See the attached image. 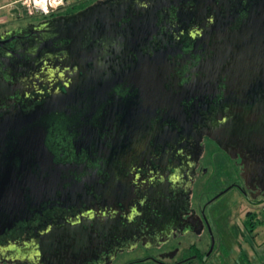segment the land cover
Listing matches in <instances>:
<instances>
[{"label":"flooded vegetation","instance_id":"obj_1","mask_svg":"<svg viewBox=\"0 0 264 264\" xmlns=\"http://www.w3.org/2000/svg\"><path fill=\"white\" fill-rule=\"evenodd\" d=\"M170 1L142 41L150 58L135 66L141 72L120 74L102 96L41 124L53 161L66 165L60 188L82 187L73 200L55 190L30 202L20 219L0 210V264H208L224 233L240 232L236 207L244 217L264 214V0ZM83 8L10 9L22 22L0 23L11 21L0 30V119L64 90L47 75L52 52L39 45L52 20ZM122 52L98 54L108 63L102 79L137 61ZM1 122L2 140L5 127L21 124ZM215 211L226 217L220 227Z\"/></svg>","mask_w":264,"mask_h":264},{"label":"water","instance_id":"obj_2","mask_svg":"<svg viewBox=\"0 0 264 264\" xmlns=\"http://www.w3.org/2000/svg\"><path fill=\"white\" fill-rule=\"evenodd\" d=\"M146 1L148 0H97L77 12L52 20L51 30L44 37L43 43H40L39 49L46 48L52 52L50 56L52 55L54 63L50 61L52 67L48 64L45 69L51 82L62 80L64 90L53 89L52 94L33 111H14L19 114L16 119L9 115L4 116V120L0 119L21 122L20 125L5 127L9 131L7 139H0V147L3 146L0 150V210L5 208L11 215H19L17 218L20 219L30 214V205L27 206L30 202L36 205L45 196L51 197L55 190L60 192L59 197L62 199L69 198L68 196L74 199L76 190L82 187L81 183L60 188L62 169H66V165L53 161L46 146L47 128L41 124L49 120L54 112H66L65 107L69 105L80 107L87 99L94 101L95 97L102 96L106 89H110L119 80L117 77L120 74L130 75L142 71L135 66L150 58V55L140 54L142 41L151 39L157 30L158 11L171 2L149 0L151 3L143 5ZM138 10H142L143 14H133V11ZM12 13H17V9H13ZM221 44L224 45L225 42ZM112 50H123V58L129 57L127 59L130 60L135 57L137 61L102 79L101 72L108 63L104 65L103 57L99 59L98 54L108 56ZM166 55L167 52L163 49L156 50L152 55L155 66H159ZM90 61L93 63L91 67ZM152 70L158 72L156 68L144 69ZM158 80L160 78L155 76L153 82ZM0 128H3L2 122ZM261 130L264 131L262 128ZM13 131L15 136L12 138ZM18 131L23 133L19 135ZM261 137L264 140V134ZM83 143L82 140L80 144ZM115 146L113 142V147ZM107 152L112 154L111 149ZM51 167H56V172L43 174L44 169ZM11 222L9 220L7 224ZM75 242L79 249L74 248L73 251L82 253L83 244L78 239Z\"/></svg>","mask_w":264,"mask_h":264},{"label":"crops","instance_id":"obj_3","mask_svg":"<svg viewBox=\"0 0 264 264\" xmlns=\"http://www.w3.org/2000/svg\"><path fill=\"white\" fill-rule=\"evenodd\" d=\"M68 1V0H67ZM216 212V211H215ZM239 221L235 220L240 232L235 236L224 233L221 238L223 248L214 251L208 256V264H264V214L263 212H253L250 216L244 217L240 208L234 209ZM215 216L219 217L216 212ZM226 222V217H219L217 225L222 226Z\"/></svg>","mask_w":264,"mask_h":264},{"label":"built area","instance_id":"obj_4","mask_svg":"<svg viewBox=\"0 0 264 264\" xmlns=\"http://www.w3.org/2000/svg\"><path fill=\"white\" fill-rule=\"evenodd\" d=\"M66 4V0H10L0 7L19 8L28 16H46L64 9Z\"/></svg>","mask_w":264,"mask_h":264},{"label":"rangeland","instance_id":"obj_5","mask_svg":"<svg viewBox=\"0 0 264 264\" xmlns=\"http://www.w3.org/2000/svg\"><path fill=\"white\" fill-rule=\"evenodd\" d=\"M8 1H10V0H0V6L6 5ZM80 1H82V0H68L67 1V4H66V7H65L66 9L64 8L65 11L66 12L71 11L72 10L71 9V5L72 4H77ZM95 1H97V0H85V2L78 3L79 4L78 7H81L83 5H88V4H90L92 2H95ZM78 9H80V8H78ZM8 18H12L11 19L12 22H22L21 20H19L20 18L11 17L10 9L8 7H0V23L5 22ZM9 22H11V21L6 22L5 24H0V30L3 27H5V25L8 24ZM197 187H198V185H197ZM211 193H212V191L211 192H208L207 196H210ZM124 256H126V255L124 254ZM259 262H261V261H258L256 264H259ZM207 263H209V261Z\"/></svg>","mask_w":264,"mask_h":264},{"label":"trees","instance_id":"obj_6","mask_svg":"<svg viewBox=\"0 0 264 264\" xmlns=\"http://www.w3.org/2000/svg\"><path fill=\"white\" fill-rule=\"evenodd\" d=\"M66 2H67V1H66ZM82 2H85V0H82V1H80V2H78V3H82ZM78 3H77V4H72V5H71V9H72V10H76V9H78V8H83V7L86 6V5H83V6H81V7H78V6H79ZM65 7H66V6H65ZM65 7H64V8H65ZM77 7H78V8H77ZM65 9H66V8H65Z\"/></svg>","mask_w":264,"mask_h":264}]
</instances>
